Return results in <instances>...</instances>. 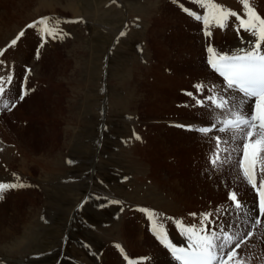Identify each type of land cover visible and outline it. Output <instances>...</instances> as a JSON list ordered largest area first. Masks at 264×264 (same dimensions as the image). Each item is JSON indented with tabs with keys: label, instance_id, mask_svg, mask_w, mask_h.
I'll return each mask as SVG.
<instances>
[{
	"label": "rangeland",
	"instance_id": "rangeland-1",
	"mask_svg": "<svg viewBox=\"0 0 264 264\" xmlns=\"http://www.w3.org/2000/svg\"><path fill=\"white\" fill-rule=\"evenodd\" d=\"M214 2L245 13L243 0ZM248 3L264 18V0ZM185 9L204 13L195 0H0V49L25 31L0 57L6 62L0 75H13L0 96V146L8 153L0 151V164L9 175L0 173V181L25 185L0 199V264H134L136 256L170 251L153 235V223L163 224L174 245L185 244L169 231L178 228L173 219L199 225L193 220L203 213L193 220L191 214L204 207L214 218L218 205L230 213L229 191L239 200L247 192L255 198L237 154L229 159L230 150H222L211 164L214 136L231 133L195 131L214 119L196 99L220 84L208 74L206 49L240 45L238 21L231 17L227 28L211 27L206 37L202 21ZM42 17L45 24L27 27ZM46 26L63 38L42 34ZM25 88L31 90L25 99H16ZM5 100L16 106L5 107ZM16 149L21 157L12 163ZM260 174L257 181L264 180ZM120 221L123 227L132 221L124 239L113 231ZM223 221L229 234L245 235L238 260L264 264L261 220L256 234L255 226L243 231Z\"/></svg>",
	"mask_w": 264,
	"mask_h": 264
},
{
	"label": "snow or ice",
	"instance_id": "snow-or-ice-1",
	"mask_svg": "<svg viewBox=\"0 0 264 264\" xmlns=\"http://www.w3.org/2000/svg\"><path fill=\"white\" fill-rule=\"evenodd\" d=\"M201 8L204 9L203 15L195 12H188L195 20L202 21L204 35L211 36V27L225 29L228 27L229 19L235 17L238 24L234 28L242 47H238L227 52H217L212 46H208L206 51L208 56L206 63L211 72L222 78L219 85L213 84L207 87V92L203 99H196V105L204 107L207 105L212 109L213 121L204 122V125L195 129L199 133L207 135L211 132L225 133L231 130V137L222 138L215 135V154L216 158L211 160V164L216 165L219 161V153L223 150L229 152V159L232 154L239 157V168L242 170L243 177L250 184L258 195V202H253V208L245 212L244 215L251 221V227L260 224V217H264V180H260L257 184L255 175L256 158L261 157L262 167L260 173L264 175V18L257 14L252 8L248 0H243L244 15L238 12L225 9L223 5L215 3L214 0H195ZM246 17V18H245ZM47 17L40 18L27 25L28 28H34L37 24H45ZM79 22V21H66ZM241 30L254 39H245L241 36ZM42 34L49 37L63 38L55 29L44 27L41 29ZM25 35V31L21 30L17 36L11 40L6 48L0 49V57H4L8 48L15 47L18 41ZM123 35V33L121 34ZM46 41L41 42L39 47H43ZM39 56V48L37 57ZM6 62L0 59V66ZM27 71H31L28 69ZM27 77H25V82ZM13 84V75H0V96L6 95V90L10 91L9 86ZM196 90L199 93L205 92L206 85L197 84ZM30 89H23L17 94L16 99L22 101ZM193 96V93H186ZM248 101H252L250 111L243 112L242 106ZM11 103V107H15L16 103L5 100V107ZM221 110L217 113L216 110ZM225 118L221 121L220 116ZM217 125H220L219 127ZM189 127L191 126H183ZM139 139V137H137ZM239 141L240 143H236ZM225 146L221 149V144ZM242 149V153L239 150ZM25 185L16 183H0V192L22 188ZM2 199V197H0ZM228 201L231 202L230 207L236 213H240L247 205L238 199L236 191H229ZM191 215L196 216V213ZM216 218L213 219L212 213H203L199 225H184L181 221H176L177 227L180 228L181 235L186 238L185 246H176L168 238L167 232L163 224L156 225L153 223L152 232L155 238L165 248L170 250L172 256L179 264H231L237 255V249L241 244L245 243V235L239 231L235 234H229L226 230L225 222L221 220L222 215H231L225 210L221 213L218 209ZM239 215L236 217L238 226ZM217 221H220L218 224ZM211 225V227H209ZM233 222L227 223V228H231ZM251 238V232L246 234ZM235 264H241L239 260Z\"/></svg>",
	"mask_w": 264,
	"mask_h": 264
},
{
	"label": "bare ground",
	"instance_id": "bare-ground-1",
	"mask_svg": "<svg viewBox=\"0 0 264 264\" xmlns=\"http://www.w3.org/2000/svg\"><path fill=\"white\" fill-rule=\"evenodd\" d=\"M235 43V42H234ZM232 44V43H231ZM231 44H229L228 46H231ZM236 44H234V46H232V47H230V48H228V50L225 48V51H222V52H227V51H229V50H233V49H236V48H238V47H242L243 45H236ZM208 74H210L211 75V77H214L215 79H218V81H219V83L221 82V80H222V78H219L217 75H215V74H213L211 71L208 73ZM207 78V77H206ZM216 85H218V84H216ZM1 100H2V102H4V100L0 97V106H1ZM251 106H252V101H248V103H246V104H244L243 106H242V110H243V112H247V111H250V109H251ZM0 112H1V108H0ZM29 113V112H28ZM26 115V114H25ZM10 117V116H9ZM14 118L16 117V113H15V115L13 116ZM12 121V120H11ZM172 122H176V121H172ZM16 123V122H15ZM179 123H180V121H179ZM177 124V123H176ZM183 124V123H182ZM204 124V123H203ZM184 125H189V124H184ZM202 125V124H201ZM183 128H185V129H190L191 131H193L192 129L193 128H186V127H183ZM198 129V128H197ZM196 131V130H195ZM196 132H198V131H196ZM229 133H231V130H229ZM10 146H11V144H10ZM13 146H15V145H12V148H13ZM6 148V147H5ZM11 149V148H10ZM14 149V148H13ZM15 150V149H14ZM0 151L1 152H6V154H4V155H7L8 153H7V151L4 149V147L3 146H0ZM9 152V151H8ZM11 154V153H10ZM20 153H19V151H18V149H16V151L14 152V154H13V156H10V161L12 162V163H15L18 159L17 158H20L21 156V154L19 155ZM9 156H8V158H9ZM16 156V157H15ZM4 159H7V157H3ZM165 160H166V158H164ZM138 160L139 159H137V160H132V164H135V166H139V165H142V162H138ZM9 161V162H10ZM167 161V160H166ZM166 161H164L163 160V162H166ZM168 164V163H167ZM167 167V166H166ZM166 167H164V168H166ZM255 172L257 173L259 170H260V168L262 167V163H261V157L260 156H258L257 157V163L255 164ZM161 168H162V164H161ZM0 170H1V172L0 173H3V167H2V165L0 164ZM137 171V170H136ZM2 175V177H4V178H9L8 176H6V175H4V173L3 174H1ZM6 176V177H5ZM260 176H262L261 174H260ZM1 178V177H0ZM257 178V177H256ZM260 179H259V181L262 179L261 177H259ZM263 180V179H262ZM259 181H257V183H259ZM0 183H3V181H0ZM198 183V182H197ZM243 183V182H242ZM192 184V183H191ZM191 184H189V186H191ZM200 189H201V187H199ZM199 189V191H201ZM246 191V190H245ZM244 191V192H245ZM246 193V192H245ZM2 194H3V192H0V197L2 196ZM243 194V193H242ZM246 194H248L247 196V198H243V196H242V198H240V200L243 202V203H245L246 205H247V208L246 209H243L239 214L237 213V214H233L232 215V213L234 212V213H236L235 211H233L232 210V208L231 207H227L229 210V212L231 213V215H229V216H226V215H222L221 216V220H226V223H228L229 221H232L233 223H235L236 222V217H237V215H239V217H240V219H239V223H238V226H237V223L235 224L236 225V227H234V225L232 226V228L233 229H235V228H239V229H241V230H247L248 229V227L251 225V221L248 219V217L246 216V215H244V213L245 212H248V210H250V209H252L253 208V202L254 201H257L258 202V198H257V193H256V191H255V198H251V195H249V193L247 192ZM244 195V194H243ZM249 198V199H248ZM176 199V198H175ZM247 199V200H246ZM174 200V199H173ZM203 203L205 202V200H201ZM177 202V201H176ZM176 202H174L173 201V203L171 202L169 205L171 206V205H173V206H175L176 205ZM175 203V204H174ZM201 204V203H200ZM205 204V203H204ZM207 204V203H206ZM202 205V204H201ZM203 206H205V205H203ZM214 207V206H213ZM138 209V208H137ZM200 209V208H199ZM220 210V212H222V211H224L222 208H221V206H219L218 205V208H215V209H211V211L212 210ZM142 211H143V209H142ZM196 212V216H192V217H190L191 219L190 220H193L194 218H196L197 217V215H198V212H201V213H206L207 212V210L206 209H204V207H202L200 210H198V211H195ZM209 212V211H208ZM138 213V212H137ZM215 214H216V212H215ZM214 214V220H215V218H216V215ZM187 218V217H186ZM264 218V217H263ZM176 219V218H175ZM260 220H261V225H262V223H263V225H264V221L262 220V217H260L259 218ZM173 221L176 223V221H179V219H176V220H174L173 219ZM194 222H200V220L199 219H194L193 220ZM127 222V221H126ZM116 223V222H115ZM118 223V222H117ZM125 225V223L124 222H121L120 221V225L118 226V227H116V229H118V228H120V231H118V230H116V229H113V231H115V233H117V232H120L122 235H123V239H124V234H126L127 232H128V228L129 227H131L132 226V221H129V222H127V227H123ZM115 227V226H114ZM251 227V226H250ZM256 227H258V225H256L255 226V229H254V231H255V234L258 232L257 231V229H256ZM260 227V226H259ZM258 227V228H259ZM263 231H264V227H262L261 228ZM140 230V229H139ZM171 230H173L175 233H174V235L175 236H177V237H182L184 240H185V244H186V238L183 236V235H181V229L180 228H172V229H169V231H171ZM136 232H139V231H136ZM236 232V231H235ZM254 234V235H255ZM254 235L252 236V238L254 237ZM260 235V237H262L261 236V234H259ZM251 238V239H252ZM263 238V237H262ZM130 239H131V237H130ZM176 239V238H175ZM121 240V239H120ZM174 240V239H173ZM263 240V239H262ZM125 241V240H124ZM119 243V242H118ZM127 243V242H126ZM185 244L184 243H182V242H179V243H177L176 244V246H185ZM151 247V246H150ZM152 248V247H151ZM241 248L242 247H240V249L239 250H236V251H238L237 252V255H236V257H234V259H236V260H238V259H240V257H242V252H241ZM166 251V250H165ZM167 253H165V254H163L161 257H158L157 255H153V253L152 252H149L148 254L146 253V254H143V255H141V256H136V261H135V263L134 264H138V263H140L141 262V260H146V262H142L141 264H177V263H179L178 261H176L175 260V258L172 256V254H171V252L169 251H166ZM252 252V251H251ZM261 254H263V253H261ZM177 263H176V262ZM247 261L249 262V263H256V264H258V262H256L255 261V258H252V259H248L247 258ZM262 261L264 262V256H263V258H262ZM242 262H244V263H242ZM248 262H246V261H243V260H241V264H248ZM232 264H235V261L232 263Z\"/></svg>",
	"mask_w": 264,
	"mask_h": 264
}]
</instances>
